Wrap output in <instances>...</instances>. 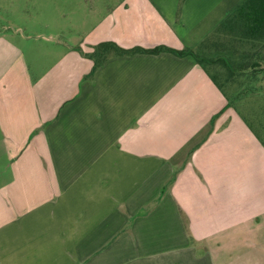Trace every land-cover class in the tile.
Wrapping results in <instances>:
<instances>
[{"label": "crops", "instance_id": "0c3cea01", "mask_svg": "<svg viewBox=\"0 0 264 264\" xmlns=\"http://www.w3.org/2000/svg\"><path fill=\"white\" fill-rule=\"evenodd\" d=\"M243 1L88 0L74 45L0 31V264H264V142L206 67L85 54L199 48Z\"/></svg>", "mask_w": 264, "mask_h": 264}, {"label": "trees", "instance_id": "16d2710c", "mask_svg": "<svg viewBox=\"0 0 264 264\" xmlns=\"http://www.w3.org/2000/svg\"><path fill=\"white\" fill-rule=\"evenodd\" d=\"M228 43L230 45H227ZM210 46H214L216 49L231 50L232 52H237L238 46L246 48L242 50L241 58H232L228 55L210 58L206 55H200L199 48H209ZM199 48L185 47L177 49L166 45L150 48L143 46L125 48L114 41H103L97 44L92 52L85 54L95 62L93 70L97 69L110 55L158 54L164 51L172 52L178 56L192 55L197 62L206 67L214 82L224 89L229 98V103L235 104L227 92V85L232 86L231 88L234 90L232 93L235 94L233 96L238 98L239 101H245L246 103L250 100V112H252L251 103L255 100L254 98L263 99L264 97V93L260 92V88H264V0H244L241 2L202 41ZM237 76H245L250 79V92L246 88L249 83L244 84V87L243 81L237 79ZM241 87L244 88L240 91ZM242 114L246 121L250 123L248 110L246 113L242 112ZM250 128L254 129L251 123ZM254 131L256 132L255 129Z\"/></svg>", "mask_w": 264, "mask_h": 264}, {"label": "rangeland", "instance_id": "374dc122", "mask_svg": "<svg viewBox=\"0 0 264 264\" xmlns=\"http://www.w3.org/2000/svg\"><path fill=\"white\" fill-rule=\"evenodd\" d=\"M87 2L88 0H0V31H6L7 29L9 31L18 30L25 35L31 36V38L40 33L46 35L60 33L59 39L65 41V43L74 45L77 43L76 39L78 37L84 36L88 25L92 21L90 17L89 22L88 16H86L88 13L86 11ZM72 9L74 14L77 13V15L73 14V16H77V19L79 17V26L75 30L70 29ZM55 20L60 23L57 28L43 27L41 25L42 21L52 24ZM227 45H230V43ZM238 48L237 52H232L231 50L216 49L214 46H210L209 50H199V53L210 58H217L218 56L224 55L232 58H241L242 50L246 47L238 46ZM208 66L212 68L210 64ZM237 79L243 81V85L249 83L246 85V88L250 92V79L245 76H237ZM231 87V85L226 86L230 98L232 97L235 105L242 112L246 113L250 106V100L246 103L245 101H239L238 98L233 96L234 93L232 92L234 90ZM244 87H241L240 91ZM260 92L264 93V88H260ZM254 99L251 103L254 106L251 105L253 111L250 112V123L264 141V97L263 99ZM238 105L242 107L240 108Z\"/></svg>", "mask_w": 264, "mask_h": 264}]
</instances>
